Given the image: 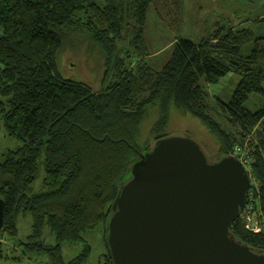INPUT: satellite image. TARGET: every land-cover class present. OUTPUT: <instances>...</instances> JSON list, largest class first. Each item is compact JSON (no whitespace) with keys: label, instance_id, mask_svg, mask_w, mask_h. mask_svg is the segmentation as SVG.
<instances>
[{"label":"trees","instance_id":"1","mask_svg":"<svg viewBox=\"0 0 264 264\" xmlns=\"http://www.w3.org/2000/svg\"><path fill=\"white\" fill-rule=\"evenodd\" d=\"M155 0H0V119L8 135L23 141L0 150V197L5 223L0 230V264H88L92 247L65 260L62 244L83 240L89 230L107 224L112 204L130 177V167L156 140L168 136L171 108L198 118L214 136L216 159L231 155L259 124L250 150L264 213V106H245L254 92L264 93V17L252 26L222 25L200 41L177 38L168 61L155 69L144 26ZM183 0H174L182 6ZM131 28L132 54H120L122 34ZM78 33L103 54L109 85L93 90L61 77L59 55ZM255 41L249 54L243 45ZM123 53V52H122ZM133 59H136L133 62ZM241 79L228 101L211 95L209 85L228 76ZM223 105L229 124L211 113ZM210 102V103H209ZM151 109L154 140H143ZM45 146L42 188L37 179L39 151ZM28 218V232L21 219ZM46 229L56 243L46 241ZM239 241L264 250V230L252 232L237 218L231 225ZM23 232V233H22ZM11 245H10V244ZM106 264H113L108 246Z\"/></svg>","mask_w":264,"mask_h":264},{"label":"water","instance_id":"2","mask_svg":"<svg viewBox=\"0 0 264 264\" xmlns=\"http://www.w3.org/2000/svg\"><path fill=\"white\" fill-rule=\"evenodd\" d=\"M250 185L233 154L209 161L189 136L159 138L131 165L112 204L113 264H264V250L230 230ZM5 206L0 197V230Z\"/></svg>","mask_w":264,"mask_h":264},{"label":"rangeland","instance_id":"3","mask_svg":"<svg viewBox=\"0 0 264 264\" xmlns=\"http://www.w3.org/2000/svg\"><path fill=\"white\" fill-rule=\"evenodd\" d=\"M260 17H264V0H183L182 6L179 7L174 0H155L149 7L147 21L144 26L149 53L146 58L155 69L162 68L170 58L173 43L177 38L200 41L218 27L219 21L222 25H231L235 28L252 26L255 33L259 35L257 25L253 24L252 21ZM132 37L131 28L124 31L119 42L120 54L125 55V52L132 54L134 50H137L132 45ZM259 42L264 45V40ZM254 43L255 41L252 40L244 44L242 53L249 54ZM135 61L136 59H133V62ZM107 68L106 60L101 51L95 45L89 43L88 40H84L78 33H74L71 38L67 39L58 59V69L61 77L83 82L93 90H100L103 84L104 86L110 84L111 74L114 73V70H109V77L105 80ZM240 79V74L228 75L220 83L211 84L208 88L211 95L219 94L222 101H228ZM262 86L264 87V81ZM216 103L214 106L212 104L210 113L223 126H226L229 122L223 105L218 101ZM245 106L251 111H257L263 107L264 93H252ZM157 115V109H151L142 127L143 140L149 143L154 140L151 129ZM258 128L259 124L247 133L248 135H245V144H241L246 146L249 154H251L250 150L252 149L251 142L255 140ZM167 133L168 136H189L193 138L201 145L208 160H215L218 144L209 129L193 115L184 113L177 107L172 106L171 122ZM22 144V140L8 135L3 120L0 119V150L6 152L8 149H16ZM38 164L39 171L31 192L39 191L42 188L45 175V146H42L39 151ZM249 170L251 171V163ZM253 185L258 187L254 177L252 180ZM20 224L23 234L28 232V229L30 230L28 218L21 219ZM45 233L47 242L56 243L54 236L48 229ZM85 243L92 247L88 264H106L108 246L102 226L93 231L85 232L83 240L64 242L62 251L65 260H70L77 255L84 248Z\"/></svg>","mask_w":264,"mask_h":264},{"label":"built area","instance_id":"4","mask_svg":"<svg viewBox=\"0 0 264 264\" xmlns=\"http://www.w3.org/2000/svg\"><path fill=\"white\" fill-rule=\"evenodd\" d=\"M232 154L243 162L251 179L246 204L239 217L243 221L246 229L255 233L262 232L264 230V213L260 206V200L257 193L259 188L255 185L252 186L253 176L249 170L252 158L247 152L246 146L242 145H238Z\"/></svg>","mask_w":264,"mask_h":264}]
</instances>
